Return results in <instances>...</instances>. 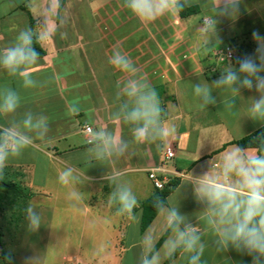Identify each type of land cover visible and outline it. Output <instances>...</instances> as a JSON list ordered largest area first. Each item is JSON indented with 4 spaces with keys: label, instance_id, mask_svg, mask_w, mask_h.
<instances>
[{
    "label": "crops",
    "instance_id": "1",
    "mask_svg": "<svg viewBox=\"0 0 264 264\" xmlns=\"http://www.w3.org/2000/svg\"><path fill=\"white\" fill-rule=\"evenodd\" d=\"M185 3L198 13L186 18L166 14L145 23L125 7V0H58L59 16L52 25L48 9L56 6L55 0H0V55L17 43L22 31L31 30L36 36L45 27L55 29L52 39L40 44L44 56L35 66L16 75L0 66V97L10 89L21 98L14 113L0 114V131L16 127L33 137L21 156L10 157L3 170L9 182L32 194L24 202L21 220L9 230L11 264H32L36 253L23 245L52 239L50 230L41 228L45 224L51 228L45 213L58 209L67 212V229L80 228L78 253L95 261L88 263L83 256L75 258L67 252V264H140L142 237L146 231L156 233L159 242L167 232L172 207L204 232L205 224L199 219L203 207L193 197L191 186L182 181L190 171H206L210 161L264 126V119L251 115L252 105L261 95L255 87H239L234 92L237 85L215 86L227 69L238 71L239 59L252 57L258 64L264 63L256 53L258 46L264 47V39L257 41L252 35L255 31L264 37V0ZM224 47L233 50V59H219L216 53ZM117 49L136 67V78L146 79L156 89L166 119L175 127V133L159 147L135 142L133 125L122 118L125 98L118 93L129 77L109 63ZM27 73L32 74V87L24 86ZM205 84L215 103L201 109L203 101L195 95L194 86ZM28 113L47 118L43 139L24 130ZM87 127L90 133H86ZM101 131L127 145L122 155L113 152L98 158ZM167 150L174 153L170 160H165ZM152 169H160L158 175L168 181L178 180V185L142 231V205L157 189L149 178ZM63 171L71 173L66 185L58 179ZM125 183L139 202L134 212L138 224L127 216H117L119 205H109L108 194ZM73 191L77 197L70 198ZM29 207L40 218L36 230L30 227ZM5 237L4 233L3 246ZM214 239L211 232L202 236L206 245L202 264H251V257L232 249L216 252ZM70 242L67 230V244ZM100 246L102 251L97 252ZM170 264H187V258L179 254Z\"/></svg>",
    "mask_w": 264,
    "mask_h": 264
},
{
    "label": "clouds",
    "instance_id": "2",
    "mask_svg": "<svg viewBox=\"0 0 264 264\" xmlns=\"http://www.w3.org/2000/svg\"><path fill=\"white\" fill-rule=\"evenodd\" d=\"M56 6H51L48 12L49 23L55 24V17L59 16ZM127 7L142 22L150 23L164 15L175 16L183 10L180 0H125ZM54 28L45 27L36 34V42L41 44L52 39ZM62 34V38L66 37ZM253 39H264L258 32H253ZM33 32L25 30L20 32L17 43L4 50L0 55V66L10 75L18 71H25L35 66L40 54L33 48ZM257 59L264 61V47L256 49ZM109 63L116 69L128 75L123 85L122 93L125 98L123 120L133 125L132 133L137 143L147 142L160 146L175 133V127L166 119L167 113L161 105L160 97L146 79L136 78V67L122 51L115 50ZM239 69H227L225 75L215 82L216 87L233 85L234 92L239 87L255 89L261 93L251 108V115L264 119V63L258 64L252 57L238 60ZM241 74L243 78H241ZM31 73L24 77V86H34ZM194 93L200 97L203 109L208 104H214L208 85L194 86ZM20 96L13 90H7L0 97V114L14 113L20 105ZM230 108L231 105H228ZM23 128L28 132H35V138L43 139L48 131L47 118L33 117L28 113L23 121ZM102 147L98 148V158L111 155L113 152L123 154L127 145L114 135H107L103 131L98 133ZM33 142L25 132L16 127L0 131V175L6 168L9 158H18ZM70 171L59 174V182L68 184ZM182 185H190L192 195L196 202L203 207L199 219L205 224L204 232L197 225L187 221L175 207L170 208L167 215L166 231L170 235L158 250L156 243L160 236L156 233L145 232L140 241L142 249L140 264H162L165 259L171 260L179 252L187 258V264H202V256L206 245L202 236L211 232L214 236L215 250L222 253L232 249L241 255L251 257V264H264V151H248L233 144L220 154L219 159L210 161L206 171L194 174L190 171ZM77 197L76 192L70 193ZM159 199V198H157ZM165 199H168L167 197ZM109 205H119L117 216H127L129 220L139 223L134 215L139 208V202L132 188L128 184H117L116 188L108 194ZM30 227L36 230L40 226V218L32 210L27 209ZM158 212V209H157Z\"/></svg>",
    "mask_w": 264,
    "mask_h": 264
},
{
    "label": "trees",
    "instance_id": "3",
    "mask_svg": "<svg viewBox=\"0 0 264 264\" xmlns=\"http://www.w3.org/2000/svg\"><path fill=\"white\" fill-rule=\"evenodd\" d=\"M183 5V10L179 12L182 18L192 16L198 13V9L195 7H188L185 0H180ZM31 27L33 28V20H31ZM33 48L40 54V58L44 56V51L42 50L40 44L36 42V36L33 34ZM241 148H255L257 150H264V126L256 130L252 134L238 140L235 142ZM178 180L172 179L164 186L163 189H156L153 195L142 205L143 215H142V226L141 230L145 231L153 220L156 218L160 210L166 206V197H168L173 190L177 187ZM32 194L20 184L13 182H5L0 180V209H4L2 203H7L6 207L12 211V219L14 222L21 220L24 210V202L29 200ZM159 198V199H157ZM23 202V203H22ZM158 209V212H157ZM19 215V216H17ZM17 218V219H16ZM170 230H168L161 240L157 243L156 249H159L165 239L169 236ZM3 227L0 223V247L3 246ZM179 252L172 257L171 260H166L164 264H170ZM1 260L2 264H11V255L1 250Z\"/></svg>",
    "mask_w": 264,
    "mask_h": 264
},
{
    "label": "rangeland",
    "instance_id": "4",
    "mask_svg": "<svg viewBox=\"0 0 264 264\" xmlns=\"http://www.w3.org/2000/svg\"><path fill=\"white\" fill-rule=\"evenodd\" d=\"M0 180L9 182V179H7L3 174L0 175ZM6 205L7 203H2L4 209H0V222L6 236L4 238V246L0 247V255L1 250H4L5 252L9 251V246L11 245L9 238L11 231L9 230L13 228H11V226L14 223L12 219V211L8 210ZM45 215L47 216V221L52 222V226L49 229L47 228L48 224H45L46 227L41 229L42 231L45 230L46 232L50 230L52 233V239L49 242L46 240L43 243H36L35 240L33 243L23 245L28 248L29 252L36 253L35 257L31 261L32 264H67V252L75 258L83 256V259L88 263L95 262L90 259L89 256L85 254L80 255L78 253L76 242L78 241L80 228L67 229V212L63 211L62 209H58L54 212L51 211L49 213H45ZM131 229L135 231V227H132ZM67 230L70 232V245L67 244ZM103 246H105V244ZM99 248H101V246ZM96 250L97 252H101L102 248L101 250ZM85 251L87 252V250ZM129 251H132V249H129ZM0 264H2L1 257Z\"/></svg>",
    "mask_w": 264,
    "mask_h": 264
},
{
    "label": "built area",
    "instance_id": "5",
    "mask_svg": "<svg viewBox=\"0 0 264 264\" xmlns=\"http://www.w3.org/2000/svg\"><path fill=\"white\" fill-rule=\"evenodd\" d=\"M216 54H217V56L219 57V59L221 61L231 60V59L234 58V52H233V50L230 47L221 48V49H219L217 51ZM90 132H91V128L87 127L86 133H90ZM173 157H174V153L171 152L170 150H167L165 160H170ZM159 171H161V170L160 169H152V170H150L149 178L153 182L154 186L157 189H163L164 186L168 183V179L166 177H162L161 178L158 175Z\"/></svg>",
    "mask_w": 264,
    "mask_h": 264
}]
</instances>
